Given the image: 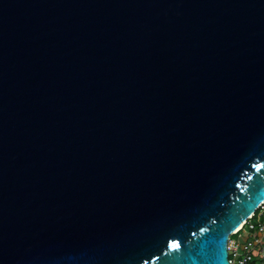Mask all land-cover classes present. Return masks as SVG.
Segmentation results:
<instances>
[{
    "label": "water",
    "instance_id": "95a60500",
    "mask_svg": "<svg viewBox=\"0 0 264 264\" xmlns=\"http://www.w3.org/2000/svg\"><path fill=\"white\" fill-rule=\"evenodd\" d=\"M264 202V0H0V264H230Z\"/></svg>",
    "mask_w": 264,
    "mask_h": 264
},
{
    "label": "built area",
    "instance_id": "2783aa9c",
    "mask_svg": "<svg viewBox=\"0 0 264 264\" xmlns=\"http://www.w3.org/2000/svg\"><path fill=\"white\" fill-rule=\"evenodd\" d=\"M230 264H264V202L228 241Z\"/></svg>",
    "mask_w": 264,
    "mask_h": 264
}]
</instances>
